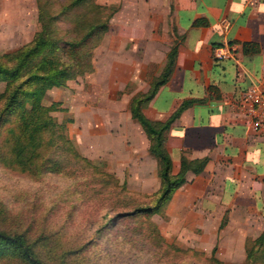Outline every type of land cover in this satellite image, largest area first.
Segmentation results:
<instances>
[{"label": "crops", "instance_id": "1", "mask_svg": "<svg viewBox=\"0 0 264 264\" xmlns=\"http://www.w3.org/2000/svg\"><path fill=\"white\" fill-rule=\"evenodd\" d=\"M114 2L119 11L100 45L106 53L102 59L96 53L94 61H132L131 77L140 76L145 65L164 66L175 41L171 73L143 112L160 123L183 101H191L172 120L165 148L173 174L179 171L183 156L202 158V169L188 172L185 183L165 204L164 232L184 242L198 241L203 249L217 245L227 256L245 257L248 243L264 237V135L255 133L237 105L253 81L264 85V0H112L111 4ZM117 15L132 20L127 24L116 20ZM159 17H165L164 25ZM196 20L202 22L195 24ZM246 41L256 43L258 50L244 52ZM139 42L144 47L142 56L134 52L126 58L128 43L135 50ZM225 42L236 44V58L215 59L214 47ZM106 72L111 75L101 79L102 83L116 80L112 69ZM80 80L76 77L64 86H54L45 97L61 101L73 112L78 104L73 88H79ZM104 129L107 133L91 145L87 155L104 157L129 190H157V159L149 152L148 138L140 126L117 121L115 128Z\"/></svg>", "mask_w": 264, "mask_h": 264}, {"label": "rangeland", "instance_id": "2", "mask_svg": "<svg viewBox=\"0 0 264 264\" xmlns=\"http://www.w3.org/2000/svg\"><path fill=\"white\" fill-rule=\"evenodd\" d=\"M95 1L104 4L112 13L101 40L90 50V69L72 77L83 79L79 81L78 89L76 86L73 88L76 95L73 99L78 104L70 112L67 106L61 105V101H52L49 96L45 97L46 94L42 103H53L58 107L51 114L58 123L63 124L73 151L92 160L97 168L114 172L122 181L124 178L104 161V157H90L86 151L107 133L104 128H115L117 121L135 122L143 130L132 117L130 106L134 98L149 93L161 77L165 64L161 68L157 64L145 65L140 76L131 77L132 70L129 69L132 61H94L96 53L99 59L106 53L102 52L100 45L112 25L114 15L119 11L118 2ZM66 2L54 0V11H58L60 4ZM82 9L83 6H78L64 11L58 21L59 27L62 30L69 29L71 25L68 17L71 18ZM115 19L127 24L128 20H132L122 15L115 16ZM159 19L164 25L165 17ZM167 20L170 21L169 18ZM151 21L154 24L155 19ZM38 25L36 0H0V52L11 51L27 42ZM159 29L162 30L161 24ZM138 44L139 49L133 50L128 43L124 56L130 58L134 52L135 56H142L144 47L142 42ZM98 69L100 73H97ZM110 69L116 80L102 83L101 79L105 80L111 75L106 72ZM3 86L4 83L0 82V91ZM60 152L65 159L61 161L64 165L71 169L77 168L73 174L46 173L36 178L0 163V205L6 219L2 222L0 218V227L26 231L33 237L41 231H55L63 245L81 247L76 256L78 264H248L246 256H227L217 245L203 249L198 241L184 242L166 235L161 224L164 215L160 213L151 214L148 218L126 217L118 219L115 226L100 228L105 219L124 209L120 199L123 192H112L111 182L98 183L97 174L89 166L80 167L72 158L71 150L62 147ZM92 191H97L95 197ZM133 194L138 196V200H150L142 193ZM103 213H107L106 218H102ZM149 221L157 226L158 235L150 232ZM250 245L249 242L248 248ZM256 264L264 263L256 261Z\"/></svg>", "mask_w": 264, "mask_h": 264}, {"label": "trees", "instance_id": "3", "mask_svg": "<svg viewBox=\"0 0 264 264\" xmlns=\"http://www.w3.org/2000/svg\"><path fill=\"white\" fill-rule=\"evenodd\" d=\"M54 0H36L38 28L25 43L11 51L0 52V163L11 170L26 172L39 178L46 173H74L64 165L61 148L72 151V158L80 167L89 166L97 174L98 183L111 182V190L123 192V208L103 221L100 228L115 226L118 219L126 217L148 218L151 214L164 215V206L174 190L184 184L188 172L198 173L202 169V158L183 156L176 174L171 172V157L165 148L167 131L179 109L191 101L185 100L168 119L153 122L143 107L155 94L157 88L169 77L176 56V45L167 52L165 68L148 94H142L130 106V112L142 126L149 138V152L157 159L160 186L151 193H142L149 201L138 200L128 189L126 181H120L107 168H97L92 160L73 151L67 133L51 111L58 107L53 103H42L48 89L65 85L67 80L90 69L91 48L101 40L108 28L112 11L95 0H67L54 11ZM83 6L82 11L68 17L71 27L62 30L58 21L66 10ZM202 21L196 20L195 24ZM71 34V35H70ZM70 36V37H69ZM244 52L258 50L254 42L243 43ZM61 139L64 140L61 142ZM60 158H59V157ZM105 166V165H103ZM97 195V191H92ZM0 205L1 221H6ZM103 213L102 218H106ZM148 228L155 235L157 226L149 221ZM246 249V263H264V237L250 241ZM81 247L63 245L55 231H41L35 237L26 231L0 227V264H78L76 256ZM217 260V259H215ZM218 261V260H217Z\"/></svg>", "mask_w": 264, "mask_h": 264}, {"label": "built area", "instance_id": "4", "mask_svg": "<svg viewBox=\"0 0 264 264\" xmlns=\"http://www.w3.org/2000/svg\"><path fill=\"white\" fill-rule=\"evenodd\" d=\"M236 44L225 42L213 49L215 59L236 58ZM238 111L245 115L255 133L264 135V85L253 81L237 105Z\"/></svg>", "mask_w": 264, "mask_h": 264}]
</instances>
